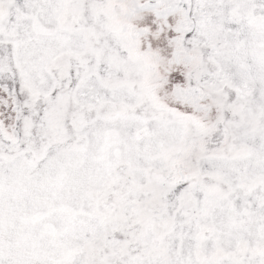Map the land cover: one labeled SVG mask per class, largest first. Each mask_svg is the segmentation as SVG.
Segmentation results:
<instances>
[{
    "label": "snow or ice",
    "instance_id": "6c2138e0",
    "mask_svg": "<svg viewBox=\"0 0 264 264\" xmlns=\"http://www.w3.org/2000/svg\"><path fill=\"white\" fill-rule=\"evenodd\" d=\"M0 264H264V0H0Z\"/></svg>",
    "mask_w": 264,
    "mask_h": 264
}]
</instances>
